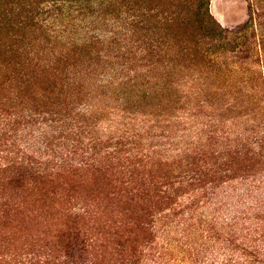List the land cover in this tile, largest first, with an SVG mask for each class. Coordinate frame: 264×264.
I'll list each match as a JSON object with an SVG mask.
<instances>
[{"label":"trees","instance_id":"1","mask_svg":"<svg viewBox=\"0 0 264 264\" xmlns=\"http://www.w3.org/2000/svg\"><path fill=\"white\" fill-rule=\"evenodd\" d=\"M45 1L49 7L39 4L23 12L19 0H0V264H49L47 241L59 197L51 184L58 176L84 171L107 178L113 190L102 196L95 189L85 208L64 206L71 214L65 263L151 264L146 252L156 241V223L170 216L164 212L176 209L177 194L184 193L177 179L191 187V180L207 171L212 177L221 173L220 181L228 183L234 178L224 179L223 172L232 165L206 167L194 176L190 167L174 180H156L144 173V163L140 169L138 161L149 160L153 151L139 133L117 127L106 137L90 120L120 116L116 109L138 115L176 103L177 79L190 69L191 80L198 75L202 82L215 77L235 85L233 74L221 71L220 55L246 50L262 61L264 34L250 33L248 25L222 28L207 0H195L192 22L176 7L181 0H94L95 11L79 8L83 0ZM102 63L118 69L120 88H111ZM131 73L144 80L133 84ZM100 78L104 85L96 87ZM93 211L121 218L113 228ZM237 212L208 215L209 245L224 244L226 264H264V215L253 213L250 225L240 227ZM129 225L130 232L144 235L131 249L122 229ZM215 229L224 235L214 239ZM109 243L117 255L112 259L105 254Z\"/></svg>","mask_w":264,"mask_h":264},{"label":"rangeland","instance_id":"2","mask_svg":"<svg viewBox=\"0 0 264 264\" xmlns=\"http://www.w3.org/2000/svg\"><path fill=\"white\" fill-rule=\"evenodd\" d=\"M19 1L20 10L23 12L32 10L39 4L49 7L45 0ZM194 6L195 0H186L185 3L181 0L176 5L179 10L188 12L190 20ZM79 8H85L86 11L97 10L94 0H83ZM207 9L224 29L234 31L248 25L250 33L260 30L264 34V25L261 26V23L264 24V17H261L264 0H207ZM32 35V31H27L26 36ZM261 55L262 61H258L259 56L246 50L239 53L227 50L220 55L219 61L223 65L221 71L233 74L235 85H231L232 82L222 84L215 77L202 82L198 75L196 80H191V73L194 71L190 69L177 79L180 86L173 90L176 103L159 108L153 113L138 115H129L116 109L114 113L120 116L90 120L92 127L95 126L96 131L106 137L112 133L110 129L117 127L139 133L146 149L153 151L149 160L138 161L140 169L144 163V173L155 174L156 180H161L162 177L165 180H174L185 174L190 167L191 175L194 176L195 172L205 171L206 167L218 170L225 162L232 165V171L223 172L224 179L234 178L228 183L220 181L221 173L212 177L206 174L207 171L202 176H196L197 180H191V187L189 184H179L181 179H177L176 186L183 187L186 194L180 191L173 205L176 209L165 211L164 214L170 216L164 218L163 222L156 223V241L153 249L146 252L151 264H226L224 244L214 240V244L211 243L210 246L209 239L206 238V229H210L206 225L208 215L215 211V214L232 217L236 209L240 227L243 224L250 225L251 219L248 218L253 213L260 217L264 215V87L261 79L264 72V54ZM102 65L103 72L110 74L109 80L114 83L111 88H120L122 78L120 79L118 69H110L106 63ZM156 74L159 75L158 72ZM130 75L133 77V84L144 80L136 79L137 74ZM101 79L103 80L97 79L96 87L101 84ZM127 80L126 78L124 81ZM126 87L138 88L132 85ZM254 87L256 88L252 89ZM95 101L103 104L101 100L91 99V102ZM111 105L115 106L114 103ZM112 186L113 183L107 178L91 171L55 178L51 189L59 197H55L47 241L49 264H66L65 247L71 226L67 216L71 214H66L64 206L85 208L84 204L97 193H93L95 189L104 196L113 190ZM248 201L253 202L256 207L263 206L262 211L255 209ZM92 215L104 221L109 219L108 223L113 228L114 223L121 218L108 217L105 214L100 217L96 211ZM164 224L167 225L163 226ZM122 229L125 236L130 238L129 249L136 247L141 236H144L135 230L130 232V225ZM210 233L214 239L224 235L217 229ZM114 248L109 243L105 253L107 259L113 258ZM95 255L96 251L93 257Z\"/></svg>","mask_w":264,"mask_h":264}]
</instances>
